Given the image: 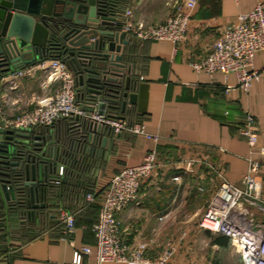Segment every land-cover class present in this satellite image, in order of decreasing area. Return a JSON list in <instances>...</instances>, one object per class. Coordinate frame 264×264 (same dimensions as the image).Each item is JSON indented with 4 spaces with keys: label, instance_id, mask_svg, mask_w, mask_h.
I'll use <instances>...</instances> for the list:
<instances>
[{
    "label": "crops",
    "instance_id": "obj_1",
    "mask_svg": "<svg viewBox=\"0 0 264 264\" xmlns=\"http://www.w3.org/2000/svg\"><path fill=\"white\" fill-rule=\"evenodd\" d=\"M256 1L198 0L183 41L176 46L169 40L135 41V48L130 49L133 74L129 91L136 97L133 103H126L132 116L119 117L129 122L138 119L144 131L157 139L128 132L115 134V138L107 135L98 157L106 160L102 168L109 174L138 163L149 150L156 151V166L142 181L137 201L117 217L122 239L133 245L147 244L152 257L165 244L173 243L175 251L164 264H241L228 239L200 227L199 220L221 181L240 185L249 160L264 162V50L253 56L259 76L246 92L234 86V74L196 71L191 61L203 58L236 14L250 10ZM172 3L125 0L119 15L129 8L131 20L154 25L173 11ZM28 69L33 71L19 76L9 72L0 79V113L5 117L32 108L58 84L49 80L47 70L37 62L25 66L24 70ZM112 112L116 114V110ZM249 114L255 119L253 145L239 132ZM49 172H55V167ZM257 181L258 202L247 204V208L263 217L264 171ZM100 200L101 195L94 203L99 205ZM97 210L77 213L72 242L62 238L61 228L55 224L59 220H53V214L47 226L17 229L18 239H11L7 226L0 238V264H77L73 262L76 248L88 244L94 249L90 227L97 220ZM52 222L55 225H49ZM78 264L98 263L92 252Z\"/></svg>",
    "mask_w": 264,
    "mask_h": 264
},
{
    "label": "built area",
    "instance_id": "obj_2",
    "mask_svg": "<svg viewBox=\"0 0 264 264\" xmlns=\"http://www.w3.org/2000/svg\"><path fill=\"white\" fill-rule=\"evenodd\" d=\"M198 0H173L174 13L160 23L146 25L144 22L124 20L123 29L139 41L169 40L176 46L186 38V32L193 10ZM264 50V0H257L248 11L239 12L234 20L223 28L210 51L201 59L191 61L196 71L222 72L234 74V86L248 91L253 80L259 76V70L253 65V56ZM48 72L51 81H57L53 92L38 98L36 105L11 118L0 113L3 128L14 130L33 128L36 125H49L62 117L79 119L90 124L107 126L114 134L128 132L142 134L154 140L144 131L142 122H129L104 107L99 112L98 103L92 107L85 101L77 102L79 97L73 72L58 58H49L37 62ZM19 68L12 74L19 76L31 73L32 69ZM230 87V85H228ZM249 145L255 144L256 127L252 115L247 116L246 124L240 128ZM93 133L88 135L92 140ZM88 148V147H87ZM154 149L147 151L141 160L126 165L115 172L101 197L97 220L90 230L94 236V249L84 244L74 250L73 262L81 263L84 255L94 252L96 261H119L128 264H164L174 253L175 245L168 242L154 257L148 255L147 244H129L121 237L120 220L117 214L129 203L136 202L140 185L150 176L156 166ZM58 174H62L63 165L58 164ZM264 171V162L249 160L247 173L241 184L221 181L208 201L199 220V226L213 233L224 235L239 256L241 264H264V215L251 213L247 204L258 202V181ZM87 201H94L92 193L86 195ZM253 201L254 203H251ZM58 220L62 224V238L72 242L76 227L74 215L65 208H59Z\"/></svg>",
    "mask_w": 264,
    "mask_h": 264
},
{
    "label": "water",
    "instance_id": "obj_3",
    "mask_svg": "<svg viewBox=\"0 0 264 264\" xmlns=\"http://www.w3.org/2000/svg\"><path fill=\"white\" fill-rule=\"evenodd\" d=\"M113 6L111 0H0V79L43 58L64 55L61 61L73 72L79 97L91 107L98 103L99 112L111 107L108 86L120 79L123 53L129 43L121 20L111 11ZM129 81L126 75L121 109L135 101ZM90 127L110 132L106 126ZM106 138L102 137L103 147ZM53 143L50 137L35 134L33 128L14 130L3 128L0 122L2 198L15 197L10 172L3 168L22 169L29 203L37 205L36 184L45 180L54 167L58 172L59 165L54 160L59 146Z\"/></svg>",
    "mask_w": 264,
    "mask_h": 264
},
{
    "label": "trees",
    "instance_id": "obj_4",
    "mask_svg": "<svg viewBox=\"0 0 264 264\" xmlns=\"http://www.w3.org/2000/svg\"><path fill=\"white\" fill-rule=\"evenodd\" d=\"M111 1L114 3L111 11L115 15H119L125 0ZM135 45L136 42L132 41V44L128 43L125 46L122 59L124 66L120 79L108 86L110 90H107L112 99L110 108L116 110L118 116H132L131 109L126 105L121 109V103L124 100L122 93L125 76L129 75L130 82H132L133 59L129 53L132 51L130 49L135 48ZM63 57L64 55L56 58L61 60ZM77 90L80 91L78 87ZM84 101L85 98L78 97L77 99V102L82 106ZM33 129L35 134L50 137L51 140L59 144V153L54 161L63 165V172L60 175L56 171L51 173L48 171L46 179L36 184L37 201L35 202L37 205L32 206L29 203V189L23 185L25 179L23 170L11 171L9 167L3 168L10 172V185L15 190V197L5 200L0 194V238L5 236L4 231H7V226L11 239L17 237L19 233L17 229L26 225L47 226L48 220L52 218L47 212L60 207L69 210L74 215L76 224L77 213L96 207L99 210V205L94 201H87L86 195L92 193L94 198L99 195L102 197L109 178L121 169L118 168L106 174L107 169L102 168L106 160H101L98 157V152L103 147L102 136L109 135L115 138V134L111 132L106 134L102 130H94L87 122L70 117L59 118L49 125H36ZM90 133L94 134L92 140L88 139ZM30 145L33 147V144L30 143ZM39 201L41 202L39 203ZM41 203L43 205H40ZM52 224L54 223L49 225ZM55 224H58V228H62L60 221ZM223 237L226 238L224 235Z\"/></svg>",
    "mask_w": 264,
    "mask_h": 264
},
{
    "label": "rangeland",
    "instance_id": "obj_5",
    "mask_svg": "<svg viewBox=\"0 0 264 264\" xmlns=\"http://www.w3.org/2000/svg\"><path fill=\"white\" fill-rule=\"evenodd\" d=\"M174 10H175V9L173 8V11H172L169 15H171L172 13H174ZM169 15H168V16H169ZM168 16H167V17H168ZM117 17H118L119 20H121V22H122V23H121V29H123V21H124L125 19H126V20H128V19L131 20V10H130L129 8H126V9L123 11V13H122L121 15H117ZM165 19H166V18H165ZM165 19H164V20H165ZM136 22H143V21H141V20H136ZM145 24H146V23H145ZM146 25H150V24H146ZM151 25H153V24H151ZM126 36H128V38H127L128 40L130 39L131 41H134V42H135V41L141 42V41L136 40L135 38H133V36H131L130 33H127V32H126ZM121 73H122V72H121ZM35 105H36V104H35ZM35 105H34V106H35ZM34 106H33V107H34ZM33 107H32V108H33ZM32 108H30V109H32ZM30 109H28V110H30ZM28 110H24V111H28ZM24 111H21L20 113H22V112H24ZM20 113H19V114H20ZM15 116H16V115H15ZM106 128L110 129V132L113 133V131L111 130V128H109V127H107V126H106ZM110 132H109V133H110ZM105 133H106V132H105ZM109 133H108V134H109ZM106 134H107V133H106ZM113 134H114V133H113ZM104 136H105V135H104ZM106 136H107V135H106ZM52 145H57V146H59V144L55 143V141H54V143H53ZM100 201H101V200H100ZM40 202H41V201H39V203H40ZM43 203H44V202H43ZM99 206H100V203H99ZM48 213L53 214V215L55 216L53 220H55V218L58 220V217H59V208L53 209L52 211L50 210V211L47 212V214H48ZM27 235H28V233H26V234L20 236V238L22 239V238H24V237L27 236ZM14 239H18V238L15 236Z\"/></svg>",
    "mask_w": 264,
    "mask_h": 264
}]
</instances>
